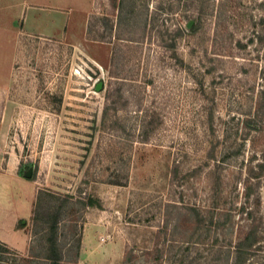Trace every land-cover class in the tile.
I'll list each match as a JSON object with an SVG mask.
<instances>
[{
  "label": "rangeland",
  "instance_id": "rangeland-1",
  "mask_svg": "<svg viewBox=\"0 0 264 264\" xmlns=\"http://www.w3.org/2000/svg\"><path fill=\"white\" fill-rule=\"evenodd\" d=\"M85 19L15 40L7 148L34 198L0 264H38L59 205L61 264H234L250 229L243 264H264V0H93Z\"/></svg>",
  "mask_w": 264,
  "mask_h": 264
},
{
  "label": "crops",
  "instance_id": "crops-1",
  "mask_svg": "<svg viewBox=\"0 0 264 264\" xmlns=\"http://www.w3.org/2000/svg\"><path fill=\"white\" fill-rule=\"evenodd\" d=\"M92 7L93 0H0V104L4 99L0 108V241L5 244L28 241L25 229L34 198L29 180L18 171L14 152L7 148L5 98L15 40L20 34L44 38L72 34L77 24L85 25Z\"/></svg>",
  "mask_w": 264,
  "mask_h": 264
},
{
  "label": "trees",
  "instance_id": "trees-1",
  "mask_svg": "<svg viewBox=\"0 0 264 264\" xmlns=\"http://www.w3.org/2000/svg\"><path fill=\"white\" fill-rule=\"evenodd\" d=\"M99 40H104V38H100ZM152 120L145 121L143 124V132H147L149 130H152ZM148 130V131H147ZM145 139H147V134ZM30 179L33 178V174L29 176ZM64 200L61 204H66L69 201V195H64ZM68 200V201H67ZM85 205L89 206H100L99 199L93 198L92 196L86 197L84 200ZM40 218L39 210L38 208H35L33 210V224H36ZM60 220H61V206L54 207V209H51L50 211L46 212V216L42 219L43 225L40 227L39 230H37L35 233H39V237L37 238V245L36 247L39 248V251H42V253H37L34 257V245L29 246V253L24 255L29 260H26L27 262H30L31 259L37 258L38 264H61V261L63 259V249L60 245L59 241V229H60ZM255 235H254V229H250L246 231L241 239L236 243L235 246V261L234 264H243V262L246 259V253L249 251V249L252 247V245L255 242ZM4 252H7V245L0 241V259L1 254ZM3 262V261H2ZM4 263V262H3ZM2 263V264H3Z\"/></svg>",
  "mask_w": 264,
  "mask_h": 264
},
{
  "label": "water",
  "instance_id": "water-1",
  "mask_svg": "<svg viewBox=\"0 0 264 264\" xmlns=\"http://www.w3.org/2000/svg\"><path fill=\"white\" fill-rule=\"evenodd\" d=\"M101 87H102V82L99 81V82L96 84V89L99 90V89H101ZM28 174H30V171H29Z\"/></svg>",
  "mask_w": 264,
  "mask_h": 264
}]
</instances>
